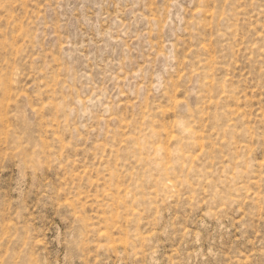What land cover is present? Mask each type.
Instances as JSON below:
<instances>
[{"label": "rangeland", "instance_id": "rangeland-1", "mask_svg": "<svg viewBox=\"0 0 264 264\" xmlns=\"http://www.w3.org/2000/svg\"><path fill=\"white\" fill-rule=\"evenodd\" d=\"M0 264H264V0H0Z\"/></svg>", "mask_w": 264, "mask_h": 264}]
</instances>
